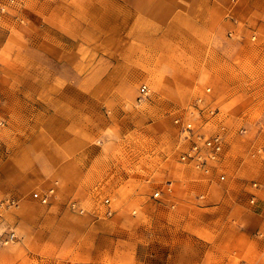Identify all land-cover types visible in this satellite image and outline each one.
Listing matches in <instances>:
<instances>
[{"label": "rangeland", "instance_id": "1", "mask_svg": "<svg viewBox=\"0 0 264 264\" xmlns=\"http://www.w3.org/2000/svg\"><path fill=\"white\" fill-rule=\"evenodd\" d=\"M213 1L0 0V182L34 137L50 148L83 132L96 162L77 193L5 187L0 202L17 207L0 227L18 241L0 246V264H264V187L251 188L264 185V0ZM177 119L223 135L217 174L182 162ZM49 190V205L34 198ZM28 202L42 212L19 222ZM109 206L121 221L111 232L81 218ZM49 211V232L32 231Z\"/></svg>", "mask_w": 264, "mask_h": 264}, {"label": "crops", "instance_id": "2", "mask_svg": "<svg viewBox=\"0 0 264 264\" xmlns=\"http://www.w3.org/2000/svg\"><path fill=\"white\" fill-rule=\"evenodd\" d=\"M211 3H214L215 5V1L211 0ZM211 25L212 21L209 23L206 22V27ZM83 134L84 133L82 132V135H74L69 131H64L62 138H60L62 142L58 143L56 147L51 146V149L48 148V143H45V136L34 137L29 151V159L21 157L22 160L18 164L11 163L2 168L4 174L1 175L2 182H0V194L6 192L4 190L5 187H7L9 195L20 198L31 191V189L33 191L34 189L51 187L56 181L63 183L66 192H79L82 185H85L92 176L95 177L93 167H96V162L94 161L95 156H92V149L88 147V142L85 140ZM94 150L96 151L98 149L95 148ZM55 151L58 152V155L52 153ZM38 152H40V155L36 157V153ZM95 153H98V151ZM219 171L220 166L218 170L217 168H213L214 174H217ZM173 185L174 182L172 186ZM176 185H180V181L177 182ZM193 185L194 183L188 182V195H190L189 189L192 188ZM184 193L186 194L187 192L183 191L182 194L184 195ZM34 208L37 209L38 207L35 205L32 207L31 202H28V205H25L23 208L24 213H21L22 215L19 216L20 219H17V217H15V219L22 222L26 218L32 216V222H34L36 214L42 212H38ZM118 215L119 211H113L109 206L107 207L106 214L96 211L95 213H88V217L81 216V218L84 221L92 219L89 224V228L92 230L102 227L111 232L112 229H116L118 223H121L120 220L115 222ZM148 218H150V215ZM153 218L157 219V224L162 228L163 240L166 232L172 235L174 241L177 235H179L177 234L179 232V228L176 225L170 226L164 223V221H162L163 218L159 215V212L156 213V216ZM52 220H56V216L49 211L44 216V226L43 228H40L42 230L39 228V230H36L34 228L32 231H37V233H43L46 235L49 232ZM90 249L94 252V258L99 257L101 247L98 243L92 244ZM167 249L170 251V255L172 256L175 246L173 245ZM111 250H113V248ZM171 259L172 257H170L169 260H166L172 262L173 259ZM7 264H16V262L13 259Z\"/></svg>", "mask_w": 264, "mask_h": 264}, {"label": "built area", "instance_id": "3", "mask_svg": "<svg viewBox=\"0 0 264 264\" xmlns=\"http://www.w3.org/2000/svg\"><path fill=\"white\" fill-rule=\"evenodd\" d=\"M140 101L145 100L149 96V89L147 86H142L140 88ZM202 100H198L200 104ZM198 105H194V113L198 112L199 117L201 110L199 111ZM200 112V113H199ZM176 125L180 126L181 136L186 141L189 142V148L185 151L181 160L184 163L192 165L196 170L209 174L215 165L219 162L222 153L225 147V141L222 134H215L211 137H206L202 132L201 128L196 127L193 122L181 123L180 119L175 121ZM224 177H222V180ZM168 186H171V183H168ZM264 185L258 183L252 184V189L258 191L262 189ZM170 189V188H169ZM161 192L155 194V198H159ZM54 196V190H49L47 193H36L34 198L37 199L43 205H49L51 198ZM256 202L255 197L250 201L251 204ZM110 201L107 200L106 204H109ZM17 207L15 200H6L0 202V214L11 212ZM72 209L76 210L78 213H82L78 204H72ZM18 241V236L16 230L13 227L6 226L0 227V246H11Z\"/></svg>", "mask_w": 264, "mask_h": 264}, {"label": "bare ground", "instance_id": "4", "mask_svg": "<svg viewBox=\"0 0 264 264\" xmlns=\"http://www.w3.org/2000/svg\"><path fill=\"white\" fill-rule=\"evenodd\" d=\"M253 197H255V195H252V198H253ZM255 199H256V197H255Z\"/></svg>", "mask_w": 264, "mask_h": 264}]
</instances>
